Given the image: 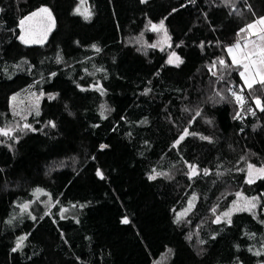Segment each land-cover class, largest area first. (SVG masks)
Segmentation results:
<instances>
[{
	"label": "trees",
	"instance_id": "16d2710c",
	"mask_svg": "<svg viewBox=\"0 0 264 264\" xmlns=\"http://www.w3.org/2000/svg\"><path fill=\"white\" fill-rule=\"evenodd\" d=\"M77 3L0 0V264H264L261 207L234 209L264 195V86L227 51L264 0H87L88 20ZM41 8L51 31L23 43ZM161 20L168 51L150 47ZM26 90L47 96L30 129L11 111Z\"/></svg>",
	"mask_w": 264,
	"mask_h": 264
},
{
	"label": "rangeland",
	"instance_id": "374dc122",
	"mask_svg": "<svg viewBox=\"0 0 264 264\" xmlns=\"http://www.w3.org/2000/svg\"><path fill=\"white\" fill-rule=\"evenodd\" d=\"M77 7L80 8L81 13L85 12V9L87 10V13H90L88 18H85V15H81L76 12ZM38 15L32 17L31 20L26 21L27 26L26 30L24 32L25 38L29 40H35V41H42V42H34V43H27L29 45H37L45 42V39L48 36V33L51 31V22L52 20L49 19L46 13H39L37 12ZM74 13L76 15L81 16L82 18L88 20L91 18V10L88 7L87 0H84L83 3H81V0H78V3L75 7ZM86 13V14H87ZM258 21V20H257ZM159 25V24H157ZM166 29V27L164 26ZM264 28V25H260L259 23L256 24L255 29L248 30L247 37L243 42H239L241 45V50L236 51L237 58L240 59L244 53H249V52H258L259 49L264 48V39H261V36H264V31H261V29ZM167 30V29H166ZM148 33L153 35V41L150 43V45H155V49H158L160 51H168L171 47V40L169 33L167 31V37H165L164 31L163 30H157L153 31L151 25L148 28ZM142 43L144 46L142 49H148L149 46L145 44L144 38L142 39ZM151 47V46H150ZM235 51V50H234ZM230 55V54H229ZM231 57V55H230ZM260 57L256 56L253 57V59L259 60ZM232 59V57H231ZM244 63H247V61H244ZM174 66H177L176 64H171ZM180 65V64H179ZM236 66H239L241 69V72L245 71L242 64H235ZM259 66V65H258ZM254 72L255 69H252ZM258 79V78H257ZM243 80V78H242ZM244 83V80H243ZM258 84V83H257ZM256 85V84H254ZM253 85V86H254ZM244 86L248 88L245 83ZM13 97H16L15 100H13ZM11 98V111L13 113V116L15 118V123L16 126H21L27 124L28 118L30 115L34 112H36L41 104V101L43 100L44 97H47L43 94H36L33 91L26 90L23 91ZM264 169V168H263ZM250 171V169H248ZM258 168L252 167L251 171L253 173L252 175V182L256 181L257 179L263 177L264 172H259L257 171ZM249 171H248V180L250 179L249 177ZM240 196V195H238ZM247 201H252L253 203L256 204V207L248 210L247 208ZM259 207H261L263 213H264V195L260 198L259 201L257 200H249V199H244L239 197L236 205H235V210L241 211V212H256ZM168 257L165 256L157 262V264H168Z\"/></svg>",
	"mask_w": 264,
	"mask_h": 264
},
{
	"label": "snow or ice",
	"instance_id": "6c2138e0",
	"mask_svg": "<svg viewBox=\"0 0 264 264\" xmlns=\"http://www.w3.org/2000/svg\"><path fill=\"white\" fill-rule=\"evenodd\" d=\"M83 2H84V0H81V3H83ZM193 2H194V0H193ZM0 11H2V9H0ZM76 12L79 13V14H81V15H85V18L86 19L90 15V13H87V10L86 9H85V12L84 13H81V10H80L79 7H77ZM39 13H46L47 16L49 17V19H51V12H50L49 9H47V8H41V9H39ZM36 15H38V13L37 12H34V13H32L31 16L25 17L24 19H22L20 21L21 36L19 38H20V40L23 43L42 42V41H35V40L26 39L25 38V35H24V25H25V22L28 21V20H31L32 17H34ZM257 23H259L260 25H264V17L259 18L258 21L254 22L252 24L247 25V28L246 29H241L240 31L241 32H244L246 30L255 29ZM151 27H152V30L153 31L163 30L164 31V34H165V37H167V30L164 28V21L163 20L160 21L159 25L152 24ZM261 31H264V28H262ZM261 39H264V36H261ZM150 46L151 47H155V45H150ZM93 47H95V45ZM240 50H241V45L239 43V40L237 41V43L235 45H233V46H231V47H229L227 49L228 53L232 57V62L234 64L239 65V64H242L243 63V67H244L245 71L241 72L240 73V76L243 78L245 85L249 89H251L253 87V85L254 84H257V83L260 84V85H262V86H264V48L259 49L258 52L244 53L242 55V57L240 59H238L237 58V55H236V51H240ZM97 51H99V49H97ZM256 56L260 57L259 60L253 59V57H256ZM244 61H247V63H244ZM167 62L169 64H176L177 66H179V64L182 63V60L180 59L179 56L176 55L175 52H173V53H171L169 55V58H168V61ZM219 63L221 65H224L225 64V61L221 59L219 61ZM252 69H255V71L253 72ZM232 95L236 97L237 102L243 103V101H244V97L243 96L237 95L235 92H233ZM15 98L16 97H13V100H15ZM255 103H256L257 107H259L261 109V111H264V105L261 104V101H260L259 98H256ZM253 114H255V113H253ZM37 115H39V112L38 111H37ZM197 115H199V113H197ZM52 126L55 127L54 124ZM24 128H29L30 129L31 128V125L25 124L24 125ZM188 134L189 133H188V131L186 129L185 132H184V135H182L180 137V140H183L184 139V136H186ZM0 135H5V136L9 135V130L8 129H0ZM192 135H195V133H192ZM201 139H208V138L207 137H201ZM180 140H178L176 143L179 144ZM105 147H107V145H101V148H105ZM189 167L191 169V173L192 174H196V172H197L196 167L194 165H189ZM249 169H250V171H249V177H250V179H249L248 182L251 183L252 182V175H253V173L251 171V169H252V166L251 165H249ZM257 171L264 172V169H258ZM205 173L207 174V170H205ZM97 175L100 176L101 178H103V174L99 170H97ZM149 179H155V176H150ZM36 191L37 192H41L42 190L37 189ZM256 199L257 198H255V197L253 198V200H256ZM246 206H247L248 210H251V209H253V208L256 207V204L253 203L252 201H247V205ZM22 207L26 209L28 207V205L25 204ZM237 210H239V209H237ZM180 215L182 216V215H184V213H181ZM223 216L227 218V217L230 216V213H228V212L223 213ZM33 219H35V217H33ZM10 222L11 221H9V223ZM216 222L217 223L220 222V217H217V221ZM228 222L229 223L231 222L230 219L228 220ZM122 223H125V224L129 223L128 218L125 217L122 220ZM23 239L24 238L21 237L17 241L16 248H14L13 251H16L18 248L22 247V241H23ZM259 254L260 253H257V255H259Z\"/></svg>",
	"mask_w": 264,
	"mask_h": 264
}]
</instances>
